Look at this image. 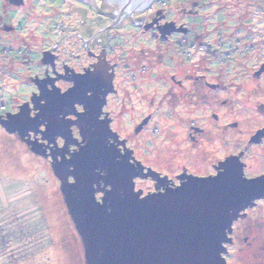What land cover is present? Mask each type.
<instances>
[{"label":"rangeland","instance_id":"rangeland-1","mask_svg":"<svg viewBox=\"0 0 264 264\" xmlns=\"http://www.w3.org/2000/svg\"><path fill=\"white\" fill-rule=\"evenodd\" d=\"M101 1L98 0V9ZM81 2L85 4L73 0H30V7L4 10L0 0V17L11 20L15 27L5 34L8 40L0 41V113L15 111L35 92L34 79L45 71L41 59L60 38L55 22L80 18L76 9L70 10L71 6L87 8L85 16H97L99 11L91 2ZM195 5L190 13L188 10ZM146 7L134 11L133 17L152 16L162 10V22L181 24L187 32H172L162 38L157 31H145L124 17L126 22L108 27L111 36L105 45L93 42L87 47L95 46L97 51L99 46H107L108 52L116 55L123 51L130 62L127 72L118 75L119 110L115 113L119 112L117 129L122 135H132L135 119L154 95L159 104L166 88L165 74L183 73L187 68L203 71L237 67L233 60L239 58L249 59L246 63L253 67L256 56L264 58V0H151ZM76 31L79 29H67L68 34ZM67 32L63 29L65 42L58 44L71 55H61L58 61L84 60L87 48L81 45L82 37H68ZM199 43L203 44L201 50L196 49ZM193 44L196 48H192ZM66 84L62 82V86ZM134 84L139 85L138 89ZM168 123L178 124L179 120ZM154 125L145 128L139 138L146 137ZM86 263L82 238L50 164L0 125V264Z\"/></svg>","mask_w":264,"mask_h":264},{"label":"flooded vegetation","instance_id":"flooded-vegetation-1","mask_svg":"<svg viewBox=\"0 0 264 264\" xmlns=\"http://www.w3.org/2000/svg\"><path fill=\"white\" fill-rule=\"evenodd\" d=\"M12 1H20V4L15 5ZM73 1L85 4L81 2L83 0ZM106 1L117 4L119 8L112 13L97 10L101 14L103 12V15L95 16L90 20L91 25H88L89 32L92 31L91 39L94 40V43L101 41V37L98 35L99 29L103 31L104 26L112 22H117L118 26L128 20L126 16H134V13H129L130 11L127 10L123 2ZM89 4L97 8L98 0H92ZM3 5L4 10L31 6L30 0H3ZM195 7L196 5L188 11L193 13ZM123 10L124 12L120 14V11ZM74 12L76 13L77 10ZM157 12L152 16L135 18L134 23L139 25L143 21L144 27L156 20L153 26L148 29L158 32L156 26L164 23L162 22L164 15L162 10ZM118 14H120V19H117ZM160 16L162 18L159 19ZM103 19H109L107 24L100 22ZM77 20L60 22L59 33L63 31V28L72 29V31L83 30L86 27V21L83 18H77ZM175 26L180 25L175 23ZM14 29L11 20L6 21L4 17H0V41L8 40V35L5 34H9ZM80 32L74 33L77 38L82 37ZM83 43L86 46V40H83ZM198 45L203 46L201 43ZM93 47L86 49L84 60L76 61L74 58L73 63L67 60L58 61L61 55L69 54L59 48L58 43H54L52 50L47 53L48 58L52 59L51 63L44 62L46 52L44 53L43 59H41L45 67L44 74L36 76L34 79L36 90L25 101L29 104L30 113L37 108L32 102L33 99L37 100L36 93H40L39 85L47 91L55 89L59 84L60 90L63 91L65 86H62V82L69 83L65 79L69 73L78 74L84 71L86 66L87 70L91 71L95 64L103 63L107 69L110 84L104 97L105 107L108 108L105 116L109 121V129L111 130L113 127L117 129L119 112L116 114L115 111L119 110L117 106L120 91L118 75L121 72L123 74L127 72V65H130V62L125 58L126 53L123 51L116 55V53L108 52L107 46H99L97 51L96 47ZM233 61L238 65L237 67L212 68V70L204 68L203 71L187 68L183 73L175 71L165 74L163 82L166 88L161 95L159 104L155 103L156 95L150 100V103L146 99L149 105L145 104V108L135 119V126L132 128L134 139L128 141V144L132 145L129 151L132 152L133 158L138 160L142 169L139 175L132 177L134 191L139 190L142 197L157 192L159 184L157 177L176 179L177 175L185 178L205 175V173H211L216 169L221 162V157L234 161L238 170L246 176L258 178L261 173H264V64H262L264 58L256 56L253 67H249L246 63L249 59L239 58ZM40 79H45V81L40 83ZM49 81L52 83H48ZM38 83L40 84L38 85ZM138 86L137 84L133 85L136 89ZM124 91L133 93L127 89ZM127 99L130 101L129 96ZM131 109L133 110L132 105ZM19 110L20 105L11 114L17 113ZM123 111L124 109L121 112L123 113ZM6 114L0 113L3 118L6 117ZM170 120H179V123L169 124ZM153 123L155 125L150 133L146 137L139 138L141 132ZM0 125L6 131L5 126L1 123ZM96 128L98 127L95 125L94 119L89 117L82 129V135L89 141L94 135V131L97 130ZM72 131L75 135L76 129L73 128ZM113 134L118 138L122 135L118 129ZM14 135L22 139L28 148L30 145L26 142L27 140L35 141L37 145L41 146L43 152L41 156L50 164L53 176L61 186L65 203L66 196L68 198L77 196L76 192L70 188L71 183H69L74 178L65 176L72 175L63 165L68 159L67 153L63 157L59 155L62 150L61 137H57L56 143H52L51 139L46 142L39 130L29 132L25 138L18 133ZM72 142L74 143V141ZM120 143H124V141H120ZM74 147L75 145H70L69 149ZM62 179L65 184L62 183ZM176 182L180 183L181 181L176 179ZM100 183L103 184V180ZM96 187L94 185V189ZM104 188L107 190L109 186L104 185ZM94 195L100 199L103 196L96 190ZM252 197L250 203L238 212L226 229L220 251L222 259H218L219 263L264 264V196L253 193Z\"/></svg>","mask_w":264,"mask_h":264},{"label":"water","instance_id":"water-1","mask_svg":"<svg viewBox=\"0 0 264 264\" xmlns=\"http://www.w3.org/2000/svg\"><path fill=\"white\" fill-rule=\"evenodd\" d=\"M85 1L92 2V0ZM118 1L125 4L130 14L141 10L151 2V0ZM12 3L17 5L20 4V1H12ZM100 5L101 7L95 8V10L112 13L119 8L117 4L106 0H102ZM74 9L77 10L76 14L80 18L89 21L93 19L91 16H85L87 8L71 6L70 10ZM122 12L124 10L120 11V14ZM120 14L117 19H120ZM126 17L135 24V18H142L143 15ZM108 21L109 19H103L100 22L107 24ZM155 21L145 25L144 28L152 27ZM60 22H55L59 27L57 32L60 38L58 41H54L50 48H53L54 43L65 42V34L59 33ZM88 25L91 24H86L83 30L79 29L83 38L81 45L85 48L89 43L93 45L94 42L91 39L92 31L89 32ZM139 25L143 26L142 23ZM109 26H117V22L105 25L103 31L99 29L98 35L101 37V41H97L98 43L105 45L108 36H111L108 31ZM156 29L162 38L168 37L172 32H187L185 26L180 24L177 27L171 21L157 25ZM64 30L67 32V28ZM71 34L67 32L68 36ZM73 35L75 34L73 33ZM83 40H86V46ZM68 49L70 48L68 47ZM44 62H52L47 53H45ZM39 81L41 83L45 79ZM38 89L42 95L43 91L40 85ZM43 90L45 91L44 88ZM32 103L35 107H39L34 99ZM25 108L30 112L28 103L20 106V110ZM59 110L58 104L50 106L49 119L51 121L54 122L55 114ZM19 112L15 114H19ZM12 115L7 113L5 118L0 115V123L5 126L8 133H18L21 137H27L26 135L31 130L22 133L19 129L8 126L9 118ZM96 129L94 135L89 139L85 155L80 160L76 158L73 160L76 172L71 174L75 175L77 184L75 186L71 184L70 188L76 192L77 196L74 198L66 196L69 214L84 244L86 264H224L218 261V259H222L220 256L222 238L225 237L226 229L238 212L250 203L253 193L237 199L244 193L228 176L222 183L214 187H200L190 183L177 193H170L165 197H150L147 202L138 203L132 197L129 188L120 180L114 185L110 198L103 205L104 208H99L91 199L90 184L93 178L90 176V165L94 160H107V157L103 149L102 132L99 128ZM26 142L30 145L32 152L43 155L41 146L37 145L35 141L27 140ZM61 181L65 184L63 179ZM94 192L95 189L93 191L95 197ZM155 194H148L144 197L147 198V196ZM229 203L226 215L215 224L216 218ZM214 233L218 245L213 248Z\"/></svg>","mask_w":264,"mask_h":264},{"label":"snow or ice","instance_id":"snow-or-ice-1","mask_svg":"<svg viewBox=\"0 0 264 264\" xmlns=\"http://www.w3.org/2000/svg\"><path fill=\"white\" fill-rule=\"evenodd\" d=\"M65 79L69 83L66 84L63 91L60 90L59 85L55 89L47 91H44L41 86L43 94L36 93L38 99L35 101L39 107L37 106L36 110L31 113L26 108L20 110L19 114L14 113L9 118L8 126L19 129L22 133L39 130L46 142L51 139L52 143H56V138L61 137L62 150L59 155L63 157L67 153L68 159L63 165L66 166L68 173H75L76 165L73 160L74 158L80 160L85 155L89 143L82 135V129L89 117H92L95 125L102 132L103 149L107 157V160H94L90 165V176L93 178L90 184L91 199L97 207L104 208L103 205L110 198L114 185L120 180L129 188L132 197L138 203H145L150 197H165L170 193H177L190 183L200 187H214L222 183L228 176L244 193L237 199L252 193L264 196V173H261L258 178L246 176L238 170L234 161L221 157V162L213 172L188 178L177 175L176 179H179L180 183H177L173 177H167V179L157 177L159 184L156 194L147 196V198L142 197L139 190L133 191L132 177L139 175L142 171L138 160L133 158L132 152L129 151L132 145L128 144V141L134 138L129 133H125L119 138L114 135L113 133L117 129L115 127L109 129V121L105 116L108 108L105 107L104 97L106 89L110 86L105 65L97 63L91 71L87 70L86 66L84 71L78 74L69 73ZM52 104L60 106V110L55 114L54 122L49 119V108ZM73 128L76 129L75 135L72 131ZM120 141H124V143H120ZM70 145H75V147L69 149ZM65 176L74 178L69 181L73 186L77 184L75 175ZM101 180H103V184L100 183ZM93 185L97 186L96 191L103 194V199L93 196ZM104 185H108L109 188L105 190ZM229 205L230 203L224 207L216 218L215 224L226 215ZM217 245L218 241L215 239L214 233L213 248Z\"/></svg>","mask_w":264,"mask_h":264},{"label":"built area","instance_id":"built-area-1","mask_svg":"<svg viewBox=\"0 0 264 264\" xmlns=\"http://www.w3.org/2000/svg\"><path fill=\"white\" fill-rule=\"evenodd\" d=\"M194 47H195V45H193V48H194ZM195 48H196V47H195ZM199 48H200V49H203V46L201 45V46H199Z\"/></svg>","mask_w":264,"mask_h":264}]
</instances>
